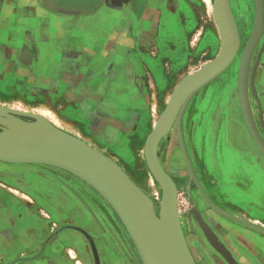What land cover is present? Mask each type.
I'll return each instance as SVG.
<instances>
[{"label": "crops", "instance_id": "obj_1", "mask_svg": "<svg viewBox=\"0 0 264 264\" xmlns=\"http://www.w3.org/2000/svg\"><path fill=\"white\" fill-rule=\"evenodd\" d=\"M0 1V91L8 92L0 99L56 115L63 130L94 147L124 125L137 130L150 124V133L160 99L174 90L170 84L202 66L217 43L213 10L204 0ZM228 130L236 145L248 139L236 121ZM225 152L235 161L233 149ZM30 165L0 161V264H95L86 232L100 264H137L122 235L103 225L111 221L101 198L88 201L81 184ZM251 166L227 168L230 182L212 168L208 177L216 181L214 193L227 182L226 193H215L220 200L264 227V175ZM88 202L99 213L97 225ZM257 243L264 250V236Z\"/></svg>", "mask_w": 264, "mask_h": 264}, {"label": "water", "instance_id": "obj_2", "mask_svg": "<svg viewBox=\"0 0 264 264\" xmlns=\"http://www.w3.org/2000/svg\"><path fill=\"white\" fill-rule=\"evenodd\" d=\"M255 3L254 30L244 47L242 60L245 57L246 47H249L250 43L252 47L247 56L246 67L242 68V72L240 71L238 91L249 131L251 133L254 129L256 133L258 132V139L255 137L256 142L264 151V139L256 126L249 98L250 63L264 30V0H255ZM213 7V15L221 39L218 54L178 82L146 139L148 166L163 186V215L170 226L169 231L161 225L160 218L151 206L149 196L122 166L104 153L105 149H97L84 139L63 130L37 113L14 110L0 105V124L6 125L3 127L4 131H0V161L57 167L70 172L86 185L91 186L108 203L122 224L124 223L123 226L128 230L127 233L136 248L141 264H196L182 229L176 182L166 172L159 157L160 142L174 125L177 128L178 139L190 176L208 202L229 218L248 224L264 234L262 226L246 222L210 200L196 177L186 146L182 118L190 100L224 73L233 64L240 51V30L233 14L231 0H214ZM19 115L34 117V121L24 120ZM251 134L253 135V132ZM200 224L225 258L232 264H239L211 235L206 223L200 222ZM92 246L96 264H100L94 242Z\"/></svg>", "mask_w": 264, "mask_h": 264}, {"label": "rangeland", "instance_id": "obj_3", "mask_svg": "<svg viewBox=\"0 0 264 264\" xmlns=\"http://www.w3.org/2000/svg\"><path fill=\"white\" fill-rule=\"evenodd\" d=\"M213 2L214 0H204V3L206 4V7L208 10H210V8L212 9ZM231 7H232L234 17L236 19V22L240 30V52L241 53L239 52L238 55L240 54L241 55L236 57L237 60L235 59L236 61H234L233 64L224 73H222L215 80H213L211 83H209L207 86H205L202 90H200L197 94L193 96L182 118L183 131L186 133V137H187L186 146H187L190 159L192 163L194 162V160L196 161L198 165V170H197L199 172L198 174L200 175V178H203V182H205L206 187L210 189L212 188L213 185H216V181H213L212 179L210 181L208 177V171H210L209 168H212V169L214 168L216 173L218 169V172L220 173V175L226 173V169H225V172H223L219 168L220 166L219 161L221 159L220 154L218 153L219 151L216 153H213L212 150H210V153L206 151L207 149L206 145L211 140L210 138L211 133L208 128L209 127V124H208L209 112L215 109L222 111L224 114L227 113L228 111L232 112V114H234V116L244 125L243 126L233 116L229 117L226 120L225 126L223 128L222 136L220 139V147H219L220 153L222 152L221 146L224 143V137H225L224 130L226 129L227 122H229L230 119H235L244 129L246 134L247 135L250 134L245 117L243 116L244 113H243L242 106L240 105L241 102H239L240 96H239V91H238V69L240 66V59H241L244 47L254 30V24H255V18H256V3H255V0H231ZM1 9H2V2L0 1V12H1ZM210 12L211 11H209V19L211 18V16L213 18L212 13L210 15ZM214 26L216 29L217 43L214 45L213 50L210 53L206 54L205 58H203V59H206L205 62L213 59L218 54L219 49H220V46H219L220 35H219V30H218V26L216 22ZM263 27H264V20H263ZM200 65L201 64L194 65L191 68V70H189L190 71L189 73L196 71L200 67ZM171 69L175 70V68L173 67H171ZM189 73L186 72L181 77V79L184 76L188 75ZM159 80H160V83L165 81L164 78H159ZM0 81H2V76L0 77ZM177 84H174V83L170 84L171 86V87L169 86V89H171L170 92L174 89V86ZM0 93H8V92L0 91ZM166 97L163 99H160L159 107L156 109V112H155V114L157 115L155 117V120L156 118H158L161 111H163V109L166 106L167 101L169 100V98H166ZM249 98H250V105H251L252 114H253L256 126L258 128L260 135L264 139V30L255 48V51L252 55V60L250 63ZM23 104L21 105L19 103L20 106H25V104L24 105ZM0 105L7 106L8 108H11L14 110L34 112V111L22 110L19 107L17 102H3L0 99ZM39 115L48 119L49 121H51L53 124H55L56 126L60 128L64 126L60 119H59V122H57V120L55 119V117L57 116L54 114H39ZM19 117L27 121H34V117H31V116L19 115ZM197 117H200V120H201L200 122L197 121ZM196 121H197V124H196ZM148 125L149 126L142 125V127L137 130L129 129L125 125L121 126L122 129L124 128L125 130L123 129L122 132L117 135L113 134L111 136V134H109V136H106L104 138L105 140H103V142H105L106 144L104 143L103 147L97 146L96 148L100 150L105 149L104 153L111 159L115 160L120 166H122L126 170V172H128V174L134 179V181L142 188L143 192H145L149 196V199L153 201L154 207H156V205H158L160 201L159 199L155 198L156 197L155 194L158 191L160 198H161V189H160L158 182L156 180L154 181L152 177L149 175V171L146 165V160H145V155H144V145L146 142L145 137L147 138V135L149 133L148 130L151 129L150 124ZM5 126L6 125L4 124H0V131H4L3 127ZM196 129L198 131L197 136L193 135L194 134L193 131L194 130L196 131ZM185 133H184V136H185ZM249 137H250L251 143L254 145V142L251 136ZM103 142H101L100 144H103ZM236 146L239 147V145H236ZM259 152L261 154L260 150ZM238 154H239L238 155L239 157L236 156L234 159L237 161L236 163V166L238 168L237 171L239 170L242 171L241 169H243V167H241V165L243 166L245 165V161H244L245 153L238 152ZM251 155H252L251 158H253V160L255 159L258 167L260 168L258 169L264 175V156H262L261 154L260 156L261 160H260V158L258 157L255 158L254 153H252ZM257 156L259 155L257 154ZM159 157L164 167L168 170V172L170 173V175L173 177L174 181L176 182L177 191H178L177 192L178 209L180 212L182 229L187 239L190 238V230L192 229V227L195 228L197 226L196 223L198 222L196 223L195 222H183L182 216L185 213H193L197 211V212H200L201 215L204 214L205 216L207 215L209 217L212 215L216 219L229 220L227 218L228 216H226L225 214L221 212H219L221 214L215 212L209 205L207 204L204 205L203 201L196 200L194 201V206L192 207L190 206L191 201H192L191 197H193L195 193L197 194V191H196L197 184L191 178L188 167L186 165V162H185L182 150H181L180 142L178 139L176 125H174L172 130L165 137L162 138L160 145H159ZM30 166H34V164ZM35 167H38L46 171L54 172L60 176L58 177L61 180L67 178L69 181H71V183L72 181H74L75 183L77 182L81 184V186L84 187L88 195V201H89V198L90 200H96V198H101L99 194L95 190H93L91 186L86 185L84 182H82L79 178H77L75 175L71 174L70 172H67L57 167L48 166V165H35ZM234 172H235V166H234ZM224 179L226 180L225 177ZM225 180L222 184L219 185V188H217V191H215V193H219V192L226 193L228 191L227 182H226L227 180L226 181ZM87 206L89 210L88 216L90 218L93 217V220L95 221V224L97 225L98 223L97 219H99L100 217L99 213L97 212V210L93 207L91 203L88 202ZM101 206H102L101 208L105 215V218L108 221H111V222H103V225L108 226V227L113 226L116 229V231L120 235H122V237L124 238L123 240H125L124 242H126L125 245H128L129 247V251L130 249L133 250V254H134L133 258L135 259L136 263L141 264L136 248L133 245L132 240L130 239L126 229L124 228L122 222L120 221L116 213L110 208V206L105 200L101 202ZM230 213L237 215V216L239 214H243L241 210H238V208H235V207L234 209H230ZM255 223L256 225H258L257 222ZM233 224L234 226H236V228H238V226L240 225L238 222L233 223ZM215 225L220 234L225 233L226 231L229 230V228H227L224 225V222L216 223ZM199 227H200V230L206 233L201 224H199ZM209 227L212 229L210 225ZM217 236L219 237L220 240H222V238L219 235ZM261 236H264V234L261 233L260 235H258V239ZM89 240L90 242L91 241L93 242L94 238L93 237L89 238ZM188 243L191 248V244L189 240H188ZM119 244L121 247H124L122 240L120 238H119ZM260 247L263 250L262 246ZM191 250H192V254L197 264H232L227 258H225L223 253L220 250H218V248L214 246L212 242H210V240H208L207 243H205L204 241L202 242V251L200 254L201 256L198 253L196 254L194 249L191 248ZM212 251H214L216 254H213ZM247 263L250 264L248 261Z\"/></svg>", "mask_w": 264, "mask_h": 264}, {"label": "flooded vegetation", "instance_id": "obj_4", "mask_svg": "<svg viewBox=\"0 0 264 264\" xmlns=\"http://www.w3.org/2000/svg\"><path fill=\"white\" fill-rule=\"evenodd\" d=\"M209 103H210V101H209ZM231 116L235 117L234 114H232V112H229V111L227 113H225V114L222 111L217 110V109L211 110L209 112V120H208L209 127L208 128H209V131L211 133L210 134L211 140L206 145L207 146L206 151L209 152V153H210V150H212L213 153H216V152L219 151L218 153L220 154V158H221L220 161H219V165H220L219 168H220L221 171H223V169L227 170V168H229V167L231 169L232 168L234 169V166H235V171L237 172V170H238V168L236 166L237 161L236 160L235 161H233V160L231 161L226 156L225 149L228 148V147L233 149V151L236 153L237 157H239L238 156L239 155L238 152H244L245 153V156H244L245 157L244 158L245 165L244 166L241 165V167H243L244 170H246V166L252 165L250 169H253L255 171H260L259 170L260 168L258 167L255 159L253 160V158H251V156H252L251 154L254 153L255 154V158L258 157L261 160V157H260L261 154L259 152L260 149L258 148V146L256 145V143L254 141H253L254 145L251 143L250 137H249L250 134L248 133L249 134V135H247L248 139L246 141H244L243 143L237 141L238 144H239V147L236 146L237 143L235 144L234 141L229 136L228 126H229V124H230V122L232 120L236 121L235 119H230V121L227 122V127L224 130V136H225L224 137V144H223L224 146H221L222 147L221 148L222 149V152H221L222 154L220 153L219 147H220V139H221V136H222L223 128L225 126L226 120L229 117H231ZM197 121L198 122L201 121L200 117H197ZM197 121H196V124H197ZM193 132H194L193 135L197 136V134H198L197 129H196V131L194 130ZM184 137H185V141L187 142L186 133H185ZM193 142H195V141H193ZM187 145H188V143H187ZM257 154L259 156H257ZM190 161H191V159H190ZM191 164L193 166V169H194V172L196 174V177H197L198 181L200 182L202 188L204 189L205 193L210 198V200H212V202L214 204H216L218 207H220L223 210H225V211L230 213V209L231 208L229 207V205H227L224 201L220 200V198L214 193V191L212 189L206 187L205 182H203V178H200V175L198 174L199 172L197 171L198 170V165H197L196 161L194 160L193 163L191 161ZM216 174H217V176L218 175L219 176H223V177L226 176L225 173L220 175V173L218 172V169H217V173ZM232 177H234V176H232ZM232 177L227 176L225 178H226L227 181L230 182V181H232V179H230ZM233 180H234V178H233ZM196 191H197V194L195 193L193 195V197H191L192 198V201H191V204H190L191 207L194 206V201L200 200V201L204 202V205L205 204L209 205L215 212L219 213V211H217L208 202V200L206 199V197L204 196V194L202 193V191L200 190L198 185H197ZM204 205H203V207H204ZM246 210L249 211V213H255L256 214V211L253 210L252 207H249V208L247 207ZM219 214H221V213H219ZM238 217L244 219L246 222H250V223L256 224L255 223L256 221L254 220L253 216H247L245 214H239ZM227 218L229 220L216 219L212 215L210 217L207 216V215L205 216L204 214L201 215V213L197 212V211H195L193 213H185L182 216V221L183 222H195V223L198 222V223H196L197 226L195 225L197 227V229H196V227L195 228L192 227V229L190 230V238L188 239L190 244H191V248L194 249L195 253L196 254L198 253L200 255L201 251H202V242L204 241L205 243H207V241L210 240V238L208 237L207 233H204V231L200 230V227H199L200 223L199 222H203V223H206V226L208 227L207 229L211 232V235H213L216 238V240H218L223 245V247H225L227 249L228 253L232 256L231 258L234 259L236 262H238L239 264H241V263L242 264H248L247 263V261H248L250 264H264L263 263V261H264V251L261 249L260 245L257 243L258 235H260L261 233H259V231L256 228H253L252 226H249L248 224L238 222V221H236V220H234L232 218H229V217H227ZM213 222H215V223H213ZM220 222H224V225L227 228H229V230L226 231L225 233H221L220 234L218 229H217V227H216V225H215L216 223H220ZM236 222H238L241 226L239 225L238 228H236V226H234V224H233V223H236ZM208 224L212 227V229L209 227ZM217 235H219L222 238L223 242H222V240L219 239V237ZM86 236H87L88 243L90 244V246L92 248V251H93L92 244H93L94 241L93 242L91 241L92 242L91 243L90 240H89V238H92L93 236L91 234L87 233V232H86ZM210 242H211V240H210ZM212 252H213V254H216L214 251H212ZM258 256H260L263 261ZM94 258L96 260L95 255H94Z\"/></svg>", "mask_w": 264, "mask_h": 264}, {"label": "bare ground", "instance_id": "obj_5", "mask_svg": "<svg viewBox=\"0 0 264 264\" xmlns=\"http://www.w3.org/2000/svg\"><path fill=\"white\" fill-rule=\"evenodd\" d=\"M213 6H212V10H213ZM211 9V8H210ZM259 14H260V12H259ZM215 22H216V20H215ZM216 24H217V22H216ZM218 26V25H217ZM220 41H221V39H219ZM252 43H250L249 44V47H246V52H245V57H244V59L242 60V58L240 59L241 61H240V66H239V69H238V82H239V76H240V71L242 72V68H245L246 67V63H247V56H248V54L250 53V47H252V45H251ZM240 52V51H239ZM241 53V52H240ZM241 55V54H240ZM240 55H238V56H240ZM237 60V59H236ZM235 60V61H236ZM252 60V59H251ZM242 62H243V64H242ZM241 98H242V95H241ZM241 100V99H240ZM240 102V101H239ZM241 102H242V100H241ZM241 105V104H240ZM24 107H26V106H24ZM23 107V108H24ZM32 108V107H31ZM24 110H25V108H24ZM30 110V109H29ZM31 111V110H30ZM244 116V115H243ZM158 118H159V116H158ZM158 118H156V120H155V124L157 123V121H158ZM155 124H154V126H155ZM233 124V123H232ZM235 124V123H234ZM67 125V124H66ZM67 126H70L69 124L67 125ZM234 129H233V133H234V136L239 140V141H241V137H242V135H241V132H242V130H240L239 129V126L237 125V124H235L234 125V127H233ZM249 130V129H248ZM253 132V135L251 134ZM251 133H250V135H251V137H252V139H253V141L256 143V145L258 146V148L260 149V151H261V153L263 154V156H264V151L262 150L263 148H261V146L256 142V138L255 137H257V139H258V136H257V133L255 132V130L253 129V131H252ZM149 135V134H148ZM245 135V134H244ZM148 137V136H147ZM255 138V139H254ZM147 139V138H146ZM144 155H145V160H146V165H147V167H148V171H149V175L152 177V179L155 181H157L158 182V184H159V186H160V189H161V198H160V195H159V193H158V191L156 192V194H155V198L156 199H159V204L158 205H156V207H154V204H153V201H151L150 200V203H151V206H152V208L155 210V212L157 213V215H158V217L160 218V221H161V225L164 227V228H166L168 231L170 230V226L168 225V223H166L167 221H165V218H164V215H163V207H164V190H163V186H162V184H161V182L159 181V179L157 180L156 179V176L153 174V172L151 171V169L149 168V166H148V162H147V158H146V142H145V145H144ZM162 163V162H161ZM163 165V164H162ZM163 167H164V165H163ZM164 169L166 170V172L168 173V174H170L169 172H168V170L164 167ZM171 177V179L174 181V179H173V177L172 176H170ZM175 182V181H174ZM138 185V184H137ZM151 186V185H150ZM158 189V188H157ZM17 194H20L21 196H23L22 195V193H20L18 190L16 191V190H14ZM25 199H28V196H23ZM115 211H116V209H115ZM159 213V214H158ZM120 216V215H119ZM124 224V223H123ZM168 227V228H167ZM125 229H126V227H125ZM126 231H128V230H126ZM184 232V231H183ZM185 235V234H184ZM185 237H186V235H185ZM186 240H187V243H188V239H187V237H186ZM188 246H189V243H188ZM191 250V249H190ZM196 264H197V262H196Z\"/></svg>", "mask_w": 264, "mask_h": 264}]
</instances>
